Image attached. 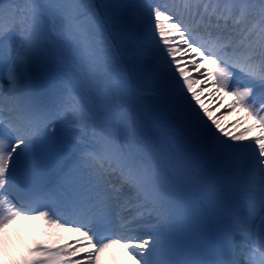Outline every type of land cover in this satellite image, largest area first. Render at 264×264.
Masks as SVG:
<instances>
[{"label":"snow or ice","instance_id":"6c2138e0","mask_svg":"<svg viewBox=\"0 0 264 264\" xmlns=\"http://www.w3.org/2000/svg\"><path fill=\"white\" fill-rule=\"evenodd\" d=\"M23 217L42 238L11 256ZM117 244L131 264H264V0H0V264Z\"/></svg>","mask_w":264,"mask_h":264},{"label":"bare ground","instance_id":"6f19581e","mask_svg":"<svg viewBox=\"0 0 264 264\" xmlns=\"http://www.w3.org/2000/svg\"><path fill=\"white\" fill-rule=\"evenodd\" d=\"M162 2H164V0H162ZM166 2L171 4L174 2V0H166ZM9 36H11V34H9ZM59 71V67L55 64H52L49 71L45 75H43L40 80H46L55 77ZM205 97H207V91H205ZM229 100H231V97L226 98L224 100V104H227ZM137 101L138 103L135 104L139 107L138 110H140L141 112L152 111L151 104L147 105L143 102L142 98L137 99ZM205 102L209 103L211 107H215V104L212 103L211 98L206 99ZM218 111H223V109H217L214 112V115H219L218 113H216ZM234 115L235 113L226 115L223 122L228 123L229 121L234 120ZM152 134H156L157 137L160 138L159 144L168 146V137L164 136L161 132L156 130H153ZM37 225L38 222L31 221L27 217H23L17 222V224L13 228L14 231L10 234V236L14 238V246L9 245V253L11 256H13L18 250L26 245V243L29 241V237H31L32 232L34 231V229H36ZM101 261H111L112 264H131L130 257L127 255L125 249H123V247L121 246L116 247L111 253L105 254L102 259L99 260V262Z\"/></svg>","mask_w":264,"mask_h":264},{"label":"rangeland","instance_id":"374dc122","mask_svg":"<svg viewBox=\"0 0 264 264\" xmlns=\"http://www.w3.org/2000/svg\"><path fill=\"white\" fill-rule=\"evenodd\" d=\"M103 0H101V2H102Z\"/></svg>","mask_w":264,"mask_h":264}]
</instances>
